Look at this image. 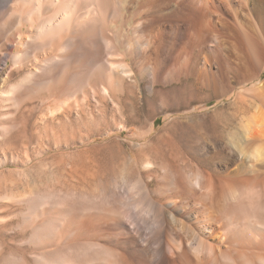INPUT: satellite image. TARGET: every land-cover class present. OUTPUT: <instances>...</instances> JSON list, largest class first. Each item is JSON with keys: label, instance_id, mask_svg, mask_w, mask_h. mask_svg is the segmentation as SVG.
Instances as JSON below:
<instances>
[{"label": "bare ground", "instance_id": "bare-ground-1", "mask_svg": "<svg viewBox=\"0 0 264 264\" xmlns=\"http://www.w3.org/2000/svg\"><path fill=\"white\" fill-rule=\"evenodd\" d=\"M0 2L16 4L10 21L27 31L17 34L16 45L7 42L0 64L12 61L16 71L9 79L28 69L1 89L0 100L20 108L27 98L47 93L54 121L116 103L122 89L137 87L139 79L198 76L214 84L215 64L229 41L217 27L236 34L229 43L237 54L227 65L257 78L264 73V0H144L142 7L167 13L163 22L160 14L137 18L132 28L120 25L123 0ZM10 27L0 29V43ZM28 59L33 61L26 65ZM254 92L228 135L229 147L216 146L226 161L212 171L194 163L190 172L182 167L170 175L163 164L162 180L171 185L152 189L140 168L113 174L88 149L72 164L62 159L58 165L66 166L49 177L52 185L0 192V225L16 220L17 232L26 235L21 245L37 251L19 254L0 240V264H264V83ZM48 126H37L44 152L59 135ZM238 158L241 164L223 169ZM143 167L157 164L149 159ZM48 242L57 246L41 251Z\"/></svg>", "mask_w": 264, "mask_h": 264}, {"label": "rangeland", "instance_id": "rangeland-1", "mask_svg": "<svg viewBox=\"0 0 264 264\" xmlns=\"http://www.w3.org/2000/svg\"><path fill=\"white\" fill-rule=\"evenodd\" d=\"M143 1L123 0L124 8L120 10L119 18L122 28H132L139 18L155 14H160V20L163 22L162 14L167 12L161 8L148 10L142 7ZM5 4L0 2L2 7H0V29L6 30L5 27L10 23L12 27L6 31V36L4 35L0 43L2 48L0 57L3 56L2 53L9 51L7 42L16 45L20 39L18 33L24 35L27 33L17 25L13 26L11 22L14 19L12 13L16 10V4L14 2ZM8 19L11 20L10 23ZM118 29L119 27L117 31ZM216 29L215 32L229 41L221 49L220 55L223 56H220L219 63L214 67V74L218 75L215 76L216 82L209 86L202 77L198 78V76L182 77L179 80L172 76L168 79L160 78L153 83L139 79L137 87L128 86L122 89L123 94L119 96L118 102H110L107 107L101 106L99 109L94 106L93 112L87 114L75 110L67 116L66 121L53 120L54 116L49 112L48 104L51 96L47 93L32 96L31 99L27 98L29 100L26 99L20 108L0 100V192L31 190L52 185L53 182L49 177L61 175L66 166H60L58 163L65 159L72 164L73 159L80 160L84 151L88 149L92 150V159H95V162L105 159L109 166L107 171L113 174H117L119 170H125V173L129 174L128 172L140 168L143 172H141L142 177L145 180L147 178L146 181L152 189L171 185V181L162 180L165 172L160 166L163 164L169 166L170 175L177 173L182 167L190 172L192 164L201 165L208 171L219 168L218 163L223 164L226 160L223 155L217 153L216 146L222 144L223 147L225 145L229 147L228 135L234 131L246 107L250 106L245 99L255 100L252 98L256 93L254 91L264 83V73L257 78L256 72H252L249 76L239 66L236 68L235 64L227 65L237 54L229 43L236 34L231 30L230 34L220 27ZM126 39V37L121 38L119 41L123 42ZM121 50L124 52L125 48ZM134 60L133 57L131 62H135ZM32 61L33 59H28L26 65L31 64ZM221 61L223 64L220 63ZM159 63L156 67L161 70L163 65ZM6 64H0V97L3 89H7L10 83H16L28 71L26 69L14 73L9 79L8 74L16 69L10 59ZM133 65L137 71L141 69L140 65L134 63ZM57 86L60 88L62 84ZM59 92L60 90L57 93L55 90L53 96L56 97ZM79 96L78 98H82ZM70 102L71 99L65 105L68 106ZM65 105L62 106L63 109ZM63 109L61 111L64 113L66 108ZM68 119L70 122L67 121ZM50 121L53 122L48 123ZM45 125H49L50 130L52 127L59 134L58 141L50 142L52 145L46 142L51 148L46 152L43 151L37 135L39 134L37 126L41 128ZM41 132L44 133L43 129ZM167 135L172 139H168ZM27 148L30 149L29 152L26 151ZM149 159L157 164L156 169L143 167ZM241 162L243 159L238 158L237 161L223 166V169L231 171ZM71 164H67L69 168ZM0 209L2 210L3 206L0 205ZM16 214L11 213L7 216L14 217ZM16 225V220L9 222L6 227L0 225V240L13 252L33 255L37 251L34 252V249L21 245L26 235L18 233ZM51 243L42 246L41 251L51 250L57 246V243Z\"/></svg>", "mask_w": 264, "mask_h": 264}]
</instances>
